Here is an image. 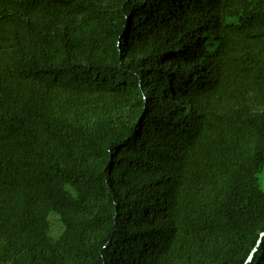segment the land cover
I'll return each instance as SVG.
<instances>
[{"label": "trees", "instance_id": "trees-1", "mask_svg": "<svg viewBox=\"0 0 264 264\" xmlns=\"http://www.w3.org/2000/svg\"><path fill=\"white\" fill-rule=\"evenodd\" d=\"M263 162L264 0H0V264H264Z\"/></svg>", "mask_w": 264, "mask_h": 264}, {"label": "rangeland", "instance_id": "rangeland-1", "mask_svg": "<svg viewBox=\"0 0 264 264\" xmlns=\"http://www.w3.org/2000/svg\"><path fill=\"white\" fill-rule=\"evenodd\" d=\"M260 173H259V182L260 188L264 192V162L260 166ZM51 222V230L50 234L54 239L60 238V236L64 233L65 227L62 223L61 218L57 214H52L50 217Z\"/></svg>", "mask_w": 264, "mask_h": 264}, {"label": "water", "instance_id": "water-1", "mask_svg": "<svg viewBox=\"0 0 264 264\" xmlns=\"http://www.w3.org/2000/svg\"><path fill=\"white\" fill-rule=\"evenodd\" d=\"M262 237H264V234L262 235ZM257 247L258 246H256L255 247V249L253 250V252H252V254H251V256H250V258H249V260H248V264H250L251 263V260L253 259V256L255 255V253L257 252L256 250H257Z\"/></svg>", "mask_w": 264, "mask_h": 264}]
</instances>
